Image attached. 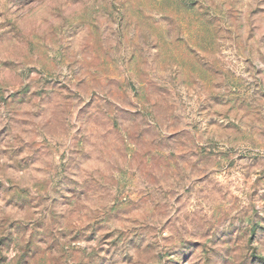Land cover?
Listing matches in <instances>:
<instances>
[{"label":"rangeland","instance_id":"rangeland-1","mask_svg":"<svg viewBox=\"0 0 264 264\" xmlns=\"http://www.w3.org/2000/svg\"><path fill=\"white\" fill-rule=\"evenodd\" d=\"M0 264H264V0H0Z\"/></svg>","mask_w":264,"mask_h":264}]
</instances>
